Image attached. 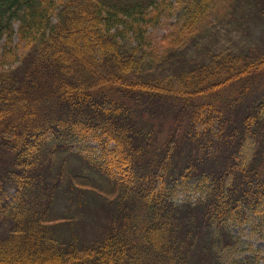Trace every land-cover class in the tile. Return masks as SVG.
<instances>
[{
  "label": "trees",
  "instance_id": "trees-1",
  "mask_svg": "<svg viewBox=\"0 0 264 264\" xmlns=\"http://www.w3.org/2000/svg\"><path fill=\"white\" fill-rule=\"evenodd\" d=\"M177 2L0 0V264H263L231 227L264 220V51L188 54L264 0Z\"/></svg>",
  "mask_w": 264,
  "mask_h": 264
},
{
  "label": "rangeland",
  "instance_id": "rangeland-1",
  "mask_svg": "<svg viewBox=\"0 0 264 264\" xmlns=\"http://www.w3.org/2000/svg\"><path fill=\"white\" fill-rule=\"evenodd\" d=\"M59 1V0H55ZM178 7L177 0H171ZM246 12V11H245ZM247 18L241 19L238 18L230 23H217V31L211 37L205 35L200 39L197 44L200 46L198 48L191 47L189 56H194L197 58L208 59L209 56L206 54V50L211 49L215 52L218 51H232V52H254L257 50L264 51V23L262 19L250 18L248 12L242 14ZM240 17V14H239ZM175 14H168L165 12L163 17L155 23L150 25L147 28V35L153 39H160L164 34L171 31L175 27ZM18 28V23L16 24ZM6 38L0 40V63L4 57ZM13 47L16 49V52L21 56L23 54V46L19 44V36L15 35V43ZM18 64V62H13L10 64L0 65V71L13 68ZM172 118H166V128L171 122ZM92 145H96L94 141L91 142ZM77 162L75 160H70V164L74 165ZM70 172H67V175ZM98 182H103V177L100 178L99 174ZM68 182V179L66 180ZM99 188L100 196H103L102 193L105 192L104 185L97 183ZM179 192L177 194V201L181 202L182 198L186 193V186L180 184ZM104 187V188H103ZM191 189V188H190ZM15 192V188L12 186L8 187V195L12 196ZM97 194V193H96ZM199 192H191V195L197 197ZM90 197L91 195H87ZM92 200V199H91ZM93 206V205H92ZM66 211V219L59 220V231L65 236H69L71 232H75L80 235L81 238H91L95 236L96 228L99 227L92 213L89 212L88 207H78L74 205L73 210L68 211L65 204L63 205V210L60 212ZM5 228L0 226V233ZM233 233L241 237V240L247 244H252L253 246L260 248L262 255V263L264 264V220L257 218L250 223H245L242 226L233 225L231 227ZM95 232V233H94ZM64 237V236H63Z\"/></svg>",
  "mask_w": 264,
  "mask_h": 264
}]
</instances>
